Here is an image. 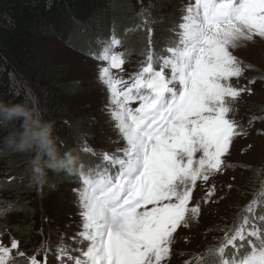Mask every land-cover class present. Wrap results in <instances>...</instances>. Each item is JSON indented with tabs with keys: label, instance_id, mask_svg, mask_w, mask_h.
<instances>
[{
	"label": "snow or ice",
	"instance_id": "1",
	"mask_svg": "<svg viewBox=\"0 0 264 264\" xmlns=\"http://www.w3.org/2000/svg\"><path fill=\"white\" fill-rule=\"evenodd\" d=\"M174 30L176 39L165 54H147L131 83L113 74L125 64V53L114 51L120 39L106 42L97 57L106 62L98 78L111 94V114L126 143L104 153L102 173L93 170L84 177V250L73 256L61 243L59 264L65 256L72 264H167L174 233L201 213L199 203L190 207L197 181L207 184L231 167L227 159L234 140L247 134L230 115L233 102L252 91L233 80L251 67L233 50L264 39V0H190ZM151 31L148 27L149 36ZM216 193L213 184L203 199ZM256 203L253 199L238 222L224 229L220 245L208 250L211 261L202 264H264V207L257 214ZM47 253L43 244L26 255L18 239L0 242V264H19L17 257L48 264Z\"/></svg>",
	"mask_w": 264,
	"mask_h": 264
},
{
	"label": "rangeland",
	"instance_id": "2",
	"mask_svg": "<svg viewBox=\"0 0 264 264\" xmlns=\"http://www.w3.org/2000/svg\"><path fill=\"white\" fill-rule=\"evenodd\" d=\"M128 2L127 6L133 5V9L140 15L144 10H147L146 16L141 15L142 23H149L150 21L148 27H155L152 16H154V8L158 0H128ZM189 2L190 0H166L161 8L162 16L157 19L163 20V23H165L163 25L169 24L171 20L175 21L177 25L181 21L182 9ZM105 17L110 19V16ZM103 23H106V21L104 16H101L90 26H79L77 45H84L81 51L55 37L43 39L40 43L42 54L48 59L47 61L62 67V73L66 81L78 84L79 92L74 97L69 98L68 102L75 106L76 111L82 112L86 121L91 120L84 130L88 138V143L85 145H87L86 148L88 146L95 148L101 157L104 153H115L118 147L126 143L116 128L111 114V94L107 86L98 78L99 68L106 66V62H102L97 58L102 50L92 56L91 52L97 49L96 44H92L91 52H88L89 48L86 44V42L93 43L92 41L97 39L95 35L103 31ZM109 24L116 25V20H110ZM130 24L132 23L130 22ZM130 24L127 25L130 26ZM160 27L161 25L158 26V28ZM146 32L147 29H143L141 25H132L121 36L133 40L134 50L128 53L130 48L128 43L114 47V51L120 50L125 53L127 63L122 67H125V73L127 74L134 73L144 62V56L140 54L142 47H139V42L151 38ZM167 33V37L172 39L176 31L168 30ZM233 54L242 60L245 65H251L242 77L233 78V80L240 86L251 88L252 91L251 93H242L241 97L233 102L234 111L230 113L245 127L247 134L234 140L230 149L231 155L227 159V163L231 165L230 168L223 173L210 177L207 184L197 181V187L193 189V201L190 202V207L199 203L201 213L192 221L189 227H181L174 233L175 243L172 246L170 257L167 258V264H202V260L208 257L209 248L220 245L225 236L224 229L231 228L238 222L240 213L253 199L259 203L262 201L264 204V39L257 37L254 41L247 42L241 48L233 50ZM113 74L120 76L121 71L115 69ZM252 80H255L254 84L249 83ZM30 91L31 97L36 96L37 99L39 98L37 89H30ZM249 121H252L251 124H249ZM106 163L104 161L102 165L86 169L88 173L93 170L102 173ZM2 166L3 164L0 162V167ZM113 170V168H109L110 173ZM256 179L260 180L251 181ZM67 184V186L63 185L58 190L51 192L48 197L49 204L43 199L45 204L55 207L52 215L55 218L59 217L64 231L57 235V231H55L56 222L50 219L49 216L45 218V223L42 226L40 225L39 228L34 227L36 231L40 229L43 231V237L38 235L40 238L36 237L37 240L31 241L34 242V247H30V253H35L37 248L43 244L48 249V264H59L57 251L58 245L61 243L72 250L69 254L73 256H80L84 250V245L80 243L82 240L80 233L83 230L80 194L84 184L81 178ZM213 184L216 185L217 193L211 200L205 201L203 197ZM229 184L232 185L231 189L228 188ZM252 187L255 188L254 191H257L256 195H251ZM44 202L37 195L31 198L33 207L42 204L41 207L44 209ZM5 208L6 206L4 207V204L0 203V233L3 234L0 236V242L9 243L13 235L6 228V223L11 222L10 216L12 217L13 214L2 218ZM20 222L22 223V221ZM61 237L66 238L65 241L59 240ZM36 242H38V245H36ZM28 246L27 243L20 245L23 251ZM77 249L80 251H76ZM64 261L65 264H72L66 256Z\"/></svg>",
	"mask_w": 264,
	"mask_h": 264
},
{
	"label": "trees",
	"instance_id": "3",
	"mask_svg": "<svg viewBox=\"0 0 264 264\" xmlns=\"http://www.w3.org/2000/svg\"><path fill=\"white\" fill-rule=\"evenodd\" d=\"M165 1L158 0L154 8L152 19L155 21V27L151 28V38L139 42L142 56L149 52L150 40H154V52L161 54L176 39V33L172 39L167 37V31L174 30L176 22L171 20L169 24L163 25V20H158L162 16L161 8ZM127 4L128 0H0V101L19 102L31 97L30 89H37L39 98H35L43 110L44 117L55 121V134L62 142L61 151L75 149L79 157L78 167L73 173L49 171L45 182L37 184L31 179L30 154L0 150V162L3 164L0 167V203L6 206L2 218L13 214L10 216L12 223H6V228L11 231L13 238L20 241V245H29L27 249L24 248L26 255H31L30 247H34V242L31 241L37 240L38 235L43 237V231H36L34 227L42 226L47 216L56 222L57 235L64 231L59 217L52 215L55 207L45 204L44 200L49 204L48 197L52 191L85 177L88 174L86 168L95 167L101 158L95 148L92 153L84 151L87 147L85 144L88 143L84 130L91 120L86 121L82 112L76 111L75 106L68 102L69 98L79 92L78 84L66 81L62 67L47 61L42 54L40 43L43 39L55 37L81 51L84 45H77L79 26H90L99 17L104 16L106 23H103V31L95 35L97 39L92 41L93 43L86 42L88 52H91L92 44H96L97 49L91 52V55L95 56L98 51L103 50L106 42L115 37L121 40L119 46L128 43L130 53L135 48L133 40L121 35L132 25H141L143 29H147L146 34L149 36L148 26L151 22L142 23L141 15L133 9V5L128 7ZM105 16H110V19ZM110 20H116V25H110ZM157 25L161 27L158 28ZM18 124L19 122L16 126ZM7 129V125L0 126V137L6 134ZM95 159L97 160L94 162ZM258 180L260 179L251 181ZM252 189L251 195H256L257 191H254L253 187ZM36 195L44 202V209L42 204L36 207L31 205V198ZM261 207L264 205L255 208L257 214ZM65 239L59 238L61 241ZM40 248L39 246L37 249ZM42 253L43 251L40 255ZM17 259L19 264H27L24 258ZM211 259L208 256L202 261Z\"/></svg>",
	"mask_w": 264,
	"mask_h": 264
},
{
	"label": "clouds",
	"instance_id": "4",
	"mask_svg": "<svg viewBox=\"0 0 264 264\" xmlns=\"http://www.w3.org/2000/svg\"><path fill=\"white\" fill-rule=\"evenodd\" d=\"M3 125L8 129L0 137V150L30 154L34 183H44L49 171L71 174L78 167L75 149L61 151L62 142L55 134V121L44 117L35 97L14 103L0 101V126Z\"/></svg>",
	"mask_w": 264,
	"mask_h": 264
}]
</instances>
